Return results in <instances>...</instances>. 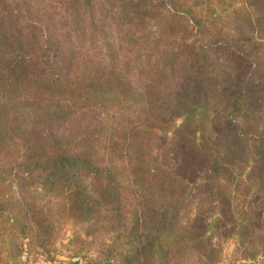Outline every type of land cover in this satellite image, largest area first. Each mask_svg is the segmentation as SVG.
Listing matches in <instances>:
<instances>
[{
	"label": "trees",
	"instance_id": "16d2710c",
	"mask_svg": "<svg viewBox=\"0 0 264 264\" xmlns=\"http://www.w3.org/2000/svg\"><path fill=\"white\" fill-rule=\"evenodd\" d=\"M62 219L126 264L264 235V0H0V264Z\"/></svg>",
	"mask_w": 264,
	"mask_h": 264
},
{
	"label": "rangeland",
	"instance_id": "374dc122",
	"mask_svg": "<svg viewBox=\"0 0 264 264\" xmlns=\"http://www.w3.org/2000/svg\"><path fill=\"white\" fill-rule=\"evenodd\" d=\"M114 11V10H113ZM127 27L119 26L113 33L115 41H132L128 40L130 36H137L134 32H127ZM121 39V40H119ZM202 195L192 196L185 207V211L194 214L200 207H205L203 214L206 217H211L206 206V200H202ZM185 214V213H184ZM184 218V216H182ZM208 218V219H209ZM57 237L50 246H28L27 240L18 239V251L15 250V257L18 260L16 264H126L125 261L112 258L105 260V254L110 249H115L117 244L105 247L101 240L105 239L106 235L101 234V230L93 229L87 232L82 230L78 223H70L68 219L57 221ZM56 226V225H55ZM115 233V232H114ZM264 235L261 238H256L254 241L250 240L240 243L237 237L233 234L227 235L225 232L218 231V235L213 238L219 253L217 254L218 261L215 264H264ZM172 258L169 264H199L196 257H190L187 261L180 260V257ZM142 257L135 260L133 264H141ZM144 258V256H143ZM151 262H147L149 264ZM161 262H153L151 264H160Z\"/></svg>",
	"mask_w": 264,
	"mask_h": 264
},
{
	"label": "water",
	"instance_id": "95a60500",
	"mask_svg": "<svg viewBox=\"0 0 264 264\" xmlns=\"http://www.w3.org/2000/svg\"><path fill=\"white\" fill-rule=\"evenodd\" d=\"M75 264V263H74Z\"/></svg>",
	"mask_w": 264,
	"mask_h": 264
}]
</instances>
